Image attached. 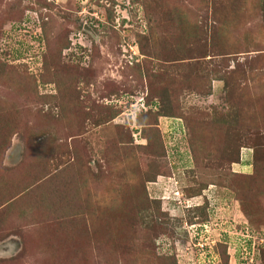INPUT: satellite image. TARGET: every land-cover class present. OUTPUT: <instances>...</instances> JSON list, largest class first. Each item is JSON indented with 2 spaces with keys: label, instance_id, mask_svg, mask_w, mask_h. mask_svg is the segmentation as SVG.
I'll list each match as a JSON object with an SVG mask.
<instances>
[{
  "label": "rangeland",
  "instance_id": "obj_1",
  "mask_svg": "<svg viewBox=\"0 0 264 264\" xmlns=\"http://www.w3.org/2000/svg\"><path fill=\"white\" fill-rule=\"evenodd\" d=\"M240 211L261 234L264 0H0V264H246Z\"/></svg>",
  "mask_w": 264,
  "mask_h": 264
},
{
  "label": "crops",
  "instance_id": "obj_2",
  "mask_svg": "<svg viewBox=\"0 0 264 264\" xmlns=\"http://www.w3.org/2000/svg\"><path fill=\"white\" fill-rule=\"evenodd\" d=\"M244 160H246V159H244ZM248 165H249V163H246V164L242 163L239 166L237 165L238 166L237 168H240V169L247 168ZM213 196H215V198H219L218 194H215V191H213ZM198 198H202V197H198ZM203 198L204 199H202V200H204V204H206V206H207L206 200H208V199H206V197H203ZM190 200H192V199H190ZM201 206H202L201 203H196L195 202L194 205H193V208H200ZM188 209H190V208L188 207ZM207 212H208V210H206V213ZM240 214L237 216V218H238L237 222L238 223H236V225H234V227H233V228H235L234 229L235 232L238 233V235L236 233L237 237L235 239L236 240H240V239L244 240L245 243H246V247L248 245V251H249V256H248L249 259L248 260H250V261H247L246 264H251V263L253 264V262H252L253 256H254L253 248H254L255 245H257V241L261 242L260 239L259 240H256V239H258L257 237H260V235L262 234V231L264 232V229L261 230V234L258 233L255 230L251 229V228L249 229L247 218L244 216V214L241 213V211H240ZM240 218H241V221H240ZM210 223H211L210 222V218H208V216L206 215V220H204V221H202L200 223L198 222V223H193V224H190V225L196 226V224L197 225L199 224L201 226V228L206 229V227L209 228V224ZM220 238H222L223 241H219L218 240V241L214 242V245L218 244V245H222L224 247V252H225V256H226V262H227V264H231L232 257H231V254L229 253V249H230L229 241L224 236H222ZM246 259L247 258H245L243 260L246 261ZM256 259L254 260V264H259V262ZM236 264H241V263L240 262H236Z\"/></svg>",
  "mask_w": 264,
  "mask_h": 264
},
{
  "label": "trees",
  "instance_id": "obj_3",
  "mask_svg": "<svg viewBox=\"0 0 264 264\" xmlns=\"http://www.w3.org/2000/svg\"><path fill=\"white\" fill-rule=\"evenodd\" d=\"M263 213H264V212L261 213V216H262V218L264 219V214H263ZM247 222H248V227H249V229L251 228V229L255 230V227H253V226H254L253 223H252V222L249 223V219L247 220ZM222 251H223V253H225V252H224V247H223ZM263 259H264V256L262 257V260H263ZM225 260H226V257H225Z\"/></svg>",
  "mask_w": 264,
  "mask_h": 264
}]
</instances>
